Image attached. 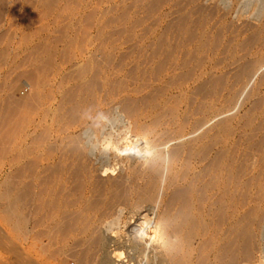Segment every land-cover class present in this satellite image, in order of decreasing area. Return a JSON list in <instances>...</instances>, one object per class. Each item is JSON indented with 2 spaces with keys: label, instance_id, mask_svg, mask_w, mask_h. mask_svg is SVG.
Returning <instances> with one entry per match:
<instances>
[{
  "label": "rangeland",
  "instance_id": "obj_1",
  "mask_svg": "<svg viewBox=\"0 0 264 264\" xmlns=\"http://www.w3.org/2000/svg\"><path fill=\"white\" fill-rule=\"evenodd\" d=\"M136 208L264 264V0H0V264H96Z\"/></svg>",
  "mask_w": 264,
  "mask_h": 264
},
{
  "label": "bare ground",
  "instance_id": "obj_2",
  "mask_svg": "<svg viewBox=\"0 0 264 264\" xmlns=\"http://www.w3.org/2000/svg\"><path fill=\"white\" fill-rule=\"evenodd\" d=\"M123 147L125 148L126 144H123ZM135 148L139 149L140 146L136 144ZM149 210L150 209H133L126 217L124 224L122 223L123 226L120 231L114 232L111 229L113 231L111 232V230H107L108 226L104 229L110 232L109 234L107 232V234L104 233V235L106 234L107 236L102 235L98 238L99 241L97 245L98 249L101 250L99 262L96 261L98 264H178L180 260L176 259L177 250L172 246V240L174 239L172 236H175L172 230L174 233H180L183 226L177 223L176 225H174L175 223L173 224V217L171 218L169 210V214L165 211L154 214ZM187 227L188 224L186 230ZM180 235L182 234L180 233ZM177 236L179 235L177 234ZM180 239H182L181 236ZM135 254L138 256L134 258Z\"/></svg>",
  "mask_w": 264,
  "mask_h": 264
}]
</instances>
